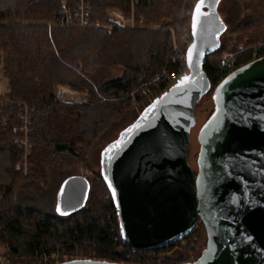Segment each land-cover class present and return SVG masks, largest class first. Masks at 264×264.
Masks as SVG:
<instances>
[{"label":"trees","instance_id":"1","mask_svg":"<svg viewBox=\"0 0 264 264\" xmlns=\"http://www.w3.org/2000/svg\"><path fill=\"white\" fill-rule=\"evenodd\" d=\"M198 1L137 0V23L141 20L172 28L173 39L168 29L108 32L62 25L64 7L79 21L81 0H0V73L7 85L0 99L9 101L0 106V243L8 246L12 264H35L58 247L76 245L104 253L98 259L120 261L117 250L129 246L123 240L113 194L101 171L91 183L86 206L66 217L16 205L15 190L24 180L41 181L46 165L55 161L61 166L83 162L96 141L132 110L130 95L141 80L151 79L163 68L188 71L182 56L189 44L183 42L182 32L187 28L192 36L191 18ZM242 1L245 17L236 28V46L244 44L245 49L235 52L237 67L264 56V46L255 49L252 45H264V0ZM87 3L86 18L91 23H106L111 7L131 14V0ZM175 42L179 54L174 52ZM225 51L221 42L207 57L204 70L211 90L206 95H211L222 79L220 58ZM116 66L123 67L124 73L120 79L110 80ZM59 86L87 93L88 100L65 103L57 96ZM164 91L148 98L129 125ZM18 102L35 109L31 124L33 171L27 177L15 169L21 156L15 133L20 125ZM4 118L6 126L2 125ZM193 231L204 239L207 236L201 222ZM174 246L147 252L159 255Z\"/></svg>","mask_w":264,"mask_h":264},{"label":"water","instance_id":"2","mask_svg":"<svg viewBox=\"0 0 264 264\" xmlns=\"http://www.w3.org/2000/svg\"><path fill=\"white\" fill-rule=\"evenodd\" d=\"M218 1L196 3L188 72L109 144L101 172L128 246L164 248L201 222L206 246L199 258L182 264H264V56L215 87L214 110L198 134L197 171L188 161L195 108L211 90L204 65L226 29ZM90 191L87 177L68 176L58 190L57 213L81 210ZM56 264L133 263L79 258Z\"/></svg>","mask_w":264,"mask_h":264},{"label":"rangeland","instance_id":"3","mask_svg":"<svg viewBox=\"0 0 264 264\" xmlns=\"http://www.w3.org/2000/svg\"><path fill=\"white\" fill-rule=\"evenodd\" d=\"M137 0H131V14L126 15L121 9L111 7L107 10V22L106 23H91L87 18L86 9H88L89 4L87 0H81L80 3V19L77 22L73 19V14L68 11V16L70 18V26L76 27H91V28H103L108 32L113 30H158V29H168L175 38L174 30L172 28H166L160 25L147 24L140 20L137 23L135 17V4ZM64 7V6H63ZM222 22L226 27V30L222 34L221 42L225 47V53L222 54L220 58V67L224 71L226 68H229L236 64V50L242 51L245 49L244 44L236 46V31L237 26L243 21L245 17V8L242 0H219L217 7ZM66 15V12H65ZM74 21V22H73ZM183 42L189 44L192 41V36H190L189 30L183 29ZM189 43H187L188 41ZM178 45V44H177ZM255 49L263 48V42H257L255 45L252 44ZM251 45V46H252ZM250 45L246 46L249 47ZM179 47V45H178ZM180 48V47H179ZM183 57V56H182ZM178 56H176V59ZM185 59V58H184ZM164 70H170L163 68L161 69L154 77L149 80H141L137 88L130 95V104L132 110L128 111L124 116L123 121L114 125L110 131L100 137L94 146L90 149L87 157L83 162H78L71 166H61L58 164V161H55L51 164L46 165L44 169V178L39 180H24L15 190L14 202L16 205L24 208L38 209L44 213L51 215H59L57 213V194L62 182L68 176L72 175H83L93 183L97 177V174L101 171V166L104 158V152L106 148L116 140L120 131L125 128L127 125L132 123L136 118V115L141 111L146 100L153 95L158 94L162 91L163 88L160 86L162 80V73ZM184 71V70H183ZM180 71V72H183ZM187 71V70H186ZM188 72V71H187ZM124 73L123 67L116 66L113 68L110 80H118L122 77ZM223 73V72H222ZM221 73V75H222ZM220 75V76H221ZM0 73V98L5 96L7 90V85L4 79L1 78ZM148 90L152 94H147ZM57 96L60 100L65 103H82L88 100L87 93H81L71 89L70 87H56ZM165 92V91H164ZM9 103L8 100L0 99V106ZM18 105L21 107L19 112V126L16 128L15 133H18L17 143L20 148L21 156L19 161L16 163L15 169L20 171L24 177L30 176L33 171V164L30 162V157L33 150V133L31 129V124L33 120V114L35 109L28 106L26 103L18 102ZM214 110V101H213V92L211 95L204 96L198 103L195 108L196 115V124L191 130L190 135V145L188 151V161L194 171H197V158L200 151V143L198 141V134L202 125L206 122L209 116ZM8 120L4 118L2 120V125L6 126ZM62 217V216H61ZM199 223V222H198ZM207 236L200 237V233L193 231L189 239H187L182 244H177L174 246L173 250L159 253V256L166 257V264L172 261L179 260V264L185 259H191V256H194L193 260L188 262H193L194 259L199 258L198 255L202 253L203 249L206 246ZM59 248V247H58ZM8 246L0 243V255L10 256L8 254ZM82 253L80 257H84L92 252V249H85V247H80L79 249ZM97 256H102L104 253L97 252ZM158 255V254H157ZM199 255V256H200ZM51 257V256H50ZM70 258L69 255H62L60 260L64 261L65 259ZM98 258V257H97ZM102 260V259H101ZM40 260H37L35 264H38ZM12 262V261H11ZM153 264L152 261H144L142 264ZM136 264V263H134Z\"/></svg>","mask_w":264,"mask_h":264},{"label":"built area","instance_id":"4","mask_svg":"<svg viewBox=\"0 0 264 264\" xmlns=\"http://www.w3.org/2000/svg\"><path fill=\"white\" fill-rule=\"evenodd\" d=\"M84 2V0H83ZM66 15L62 21V25H68L70 23V18L68 16V10L64 7ZM188 41V40H187ZM189 43V41L187 42ZM190 44V43H189ZM174 52L176 54L180 53V48L178 47L177 43H174ZM185 58V56H183ZM238 67L233 65L229 68H226L223 73H222V79L225 78L228 74L236 70ZM187 71L183 72H178V71H167L164 70L162 73V80L160 82L161 88H164L165 91H167L172 85H174L183 75H185ZM221 79V80H222ZM147 94H152L150 90H148ZM193 230L188 233L184 238L180 239L176 243L172 245H177V244H182L184 243L187 239L190 238L192 235ZM169 247V246H167ZM80 246L76 245L71 249H67L64 247H59L55 251H53L50 255L44 254L42 258L40 259L38 264H56L61 262L60 257L62 255H69L70 258L65 259L66 260H71V259H79V258H84V259H94V260H101L98 259L96 251L92 250L91 253L88 255H85L84 257H80V254H85L82 253L80 250ZM148 250L144 249H137L130 247L128 249H123V250H117L116 256L120 258L121 263H136V264H142L144 261H152L153 264H166V257L164 256H159L157 254H149L147 252ZM167 251H169V248H167ZM51 256V257H50ZM191 259H185L181 263H186L188 261L193 260L194 256H191ZM196 259H194L195 261ZM118 262V261H116ZM179 260L172 261V264H179ZM0 264H12L11 262V257L10 256H4L0 255Z\"/></svg>","mask_w":264,"mask_h":264},{"label":"snow or ice","instance_id":"5","mask_svg":"<svg viewBox=\"0 0 264 264\" xmlns=\"http://www.w3.org/2000/svg\"><path fill=\"white\" fill-rule=\"evenodd\" d=\"M199 8H200V6L198 5V6H197V12H199Z\"/></svg>","mask_w":264,"mask_h":264}]
</instances>
